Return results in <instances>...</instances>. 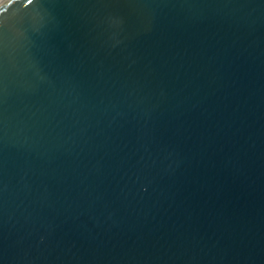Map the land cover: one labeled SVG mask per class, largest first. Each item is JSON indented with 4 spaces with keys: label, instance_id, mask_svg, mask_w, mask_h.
<instances>
[{
    "label": "water",
    "instance_id": "water-1",
    "mask_svg": "<svg viewBox=\"0 0 264 264\" xmlns=\"http://www.w3.org/2000/svg\"><path fill=\"white\" fill-rule=\"evenodd\" d=\"M0 264H264V0H0Z\"/></svg>",
    "mask_w": 264,
    "mask_h": 264
}]
</instances>
